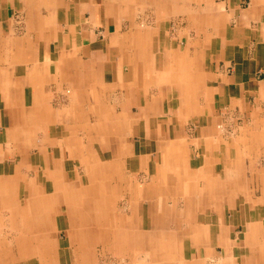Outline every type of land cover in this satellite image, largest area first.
Wrapping results in <instances>:
<instances>
[{"label": "crops", "instance_id": "0c3cea01", "mask_svg": "<svg viewBox=\"0 0 264 264\" xmlns=\"http://www.w3.org/2000/svg\"><path fill=\"white\" fill-rule=\"evenodd\" d=\"M261 71L264 0H0V222L8 178L49 215L21 264L109 247L125 264H264ZM111 197L115 223L72 207Z\"/></svg>", "mask_w": 264, "mask_h": 264}, {"label": "bare ground", "instance_id": "6f19581e", "mask_svg": "<svg viewBox=\"0 0 264 264\" xmlns=\"http://www.w3.org/2000/svg\"><path fill=\"white\" fill-rule=\"evenodd\" d=\"M14 137L15 136L13 135L12 139H15ZM7 147H9V145H6L5 149H7ZM10 179L11 178H8L4 181L6 183H9L7 184V186L6 183H4V185L6 186V191L4 194V201L6 203V214L3 215L2 220L0 222V264H21L23 260L28 261L36 257V248L40 247L41 242L45 243L46 245L49 244V241L45 238V235L41 236V234L37 233V230L39 229H36L40 228V225H43L44 227L47 226V218L49 217V215L47 214L48 209L44 207V201L38 208L39 203H37L36 200H27L25 202V207L22 208V205L19 203V201H16L15 198V195H17V190L15 189V187H13L14 181ZM2 185L3 184L0 183V195L3 193V191H1L4 188ZM64 185L66 187L68 186L67 184ZM31 202H34V204H31ZM52 202L53 200L49 199V203L51 204ZM75 203L78 206L80 204H83L84 206H90L93 216L95 215L97 218L105 216H102L103 212L101 208L103 206H105L104 210L107 212L112 210L109 209V206H107L106 203H104L103 199L95 201V199L92 198V200L88 199L85 203L83 202V200L76 202V199H74L72 201V207H77L75 206ZM30 205L35 207V209L38 208L36 210V213L35 210L30 207ZM28 208H30L34 214L27 216L25 210L28 212ZM108 219L109 222H116L113 217H111V214L108 215ZM50 247L53 249L54 245L51 244ZM85 255H82V257H84ZM101 256L102 257L98 261V264H105V261H107L106 259L108 257L105 253ZM69 264L77 263L70 262ZM88 264L93 263L90 262Z\"/></svg>", "mask_w": 264, "mask_h": 264}, {"label": "rangeland", "instance_id": "374dc122", "mask_svg": "<svg viewBox=\"0 0 264 264\" xmlns=\"http://www.w3.org/2000/svg\"><path fill=\"white\" fill-rule=\"evenodd\" d=\"M245 5L247 6V2H245L244 3V7H245ZM144 9L142 8V11H143ZM144 14V15H143ZM145 17V18H144ZM143 18V19H142ZM138 19H141V21H142V23H141V25H146V26H148V25H150V23L152 22V20H151V18H150V14L148 13V12H145V13H142V15L138 18ZM145 23V24H144ZM190 33H193V31L191 30V29H189V34ZM261 74L259 75L260 76V78H264V71H261L260 72ZM236 121H237V125L238 126H240L241 125V123H242V119L239 117V118H237L236 119ZM236 125V126H237ZM221 126H223L222 124H221ZM236 126H232L231 128H229V127H225L224 128V134L226 135V136H235L236 134H238V133H236V131H234L233 129H235L236 128ZM84 168H81V171L83 172L84 170H83ZM94 174H95V172H96V168H93V171H92ZM99 178H102L100 175L98 176ZM143 180V179H142ZM113 184V183H112ZM94 185H96V183H93V186ZM105 185H107V184H104L103 183V186H105ZM106 195V194H105ZM107 196V195H106ZM108 199V201L111 203L110 204V208L112 209V211L114 212L113 213V215H112V217H113V219L115 220V221H117V214H116V211H118V209H122V208H124L125 207V202H124V199H116L115 197H111V198H107ZM100 200V199H99ZM103 200H105V202L107 201L106 199H103ZM102 203V202H101ZM115 208H116V210H115ZM118 208V209H117ZM99 240V239H98ZM97 242V241H96ZM100 242V241H99ZM85 248H89V249H92L93 248V250L94 251H99V250H102V248H105V247H100V246H96V245H94V247H92V246H88V247H85ZM95 248H96V250H95ZM109 250H111V251H109V252H107V249H106V255H107V261H105V264L107 263V264H125L124 262H123V260H122V256L120 255V254H118V251H117V247H113V248H108ZM99 258V257H98ZM93 264H98V261H96V259H95V261H94V263Z\"/></svg>", "mask_w": 264, "mask_h": 264}]
</instances>
